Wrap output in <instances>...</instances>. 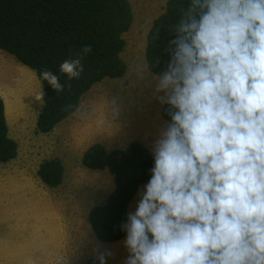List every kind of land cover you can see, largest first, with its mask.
<instances>
[{"label":"clouds","instance_id":"obj_1","mask_svg":"<svg viewBox=\"0 0 264 264\" xmlns=\"http://www.w3.org/2000/svg\"><path fill=\"white\" fill-rule=\"evenodd\" d=\"M173 33L153 76L171 120L123 225L125 264H264V0H188ZM92 51L59 73L79 80ZM40 76L65 92L60 75Z\"/></svg>","mask_w":264,"mask_h":264},{"label":"rangeland","instance_id":"obj_2","mask_svg":"<svg viewBox=\"0 0 264 264\" xmlns=\"http://www.w3.org/2000/svg\"><path fill=\"white\" fill-rule=\"evenodd\" d=\"M129 1L134 20L124 34L126 75L95 84L79 109L51 133L37 131L44 90L36 72L0 49V96L6 103L9 135L19 143L17 158L0 163V264H86L101 254L106 264H125V239L101 242L88 221L90 209L112 192L113 175L85 167L82 158L96 143L111 150L135 140L153 141L167 122L164 104L154 92L156 74L149 70L145 54L148 33L168 0ZM153 145L147 147L152 150ZM55 157L63 161L65 175L62 184L52 188L38 169Z\"/></svg>","mask_w":264,"mask_h":264},{"label":"trees","instance_id":"obj_3","mask_svg":"<svg viewBox=\"0 0 264 264\" xmlns=\"http://www.w3.org/2000/svg\"><path fill=\"white\" fill-rule=\"evenodd\" d=\"M187 3L188 0H168L165 12L154 20L148 33L146 61L156 75L166 67L169 54L165 48L174 38L173 26L179 23ZM133 20L129 0H0V49L33 69L43 85L44 105L37 121L39 133H51L72 116L95 84L126 75L128 64L122 57L127 45L124 34ZM87 45L93 51L83 61L81 78L68 81L59 73L60 64ZM44 68L61 76L66 85L64 93L57 94L42 80L40 73ZM68 104L74 107L64 110ZM168 108L163 105L162 116L170 122ZM18 152L17 141L9 135L6 103L0 96V163L16 159ZM82 161L87 168L107 169L114 176L112 192L104 203L90 209L88 221L99 241L118 242L126 237L123 225L127 223L132 202L151 178L152 150L138 140L114 150L96 143L85 151ZM38 174L46 185L56 188L64 180L65 165L57 157L46 159ZM86 264L100 261L90 258Z\"/></svg>","mask_w":264,"mask_h":264},{"label":"crops","instance_id":"obj_4","mask_svg":"<svg viewBox=\"0 0 264 264\" xmlns=\"http://www.w3.org/2000/svg\"><path fill=\"white\" fill-rule=\"evenodd\" d=\"M8 118V117H7ZM167 123V122H166ZM158 137H156V139H157ZM155 139V140H156ZM155 140H153V141H150V140H145V139H140L139 141H141L146 147H147V144L148 143H154L155 142ZM130 144V143H129ZM128 144V145H129ZM18 145H19V143H18ZM104 145V144H103ZM127 145V146H128ZM105 146V145H104ZM126 145L124 146V147H117V148H115V149H123V148H126L127 147ZM106 148H107V146H105ZM147 148H149V147H147ZM153 148V147H152ZM108 149V148H107ZM108 150H110V149H108ZM111 150H114V149H111ZM19 153V152H18ZM13 160H11V161H9V162H7L8 164H10L11 162H12ZM105 170H107V169H105ZM105 170H103V171H105ZM108 171V170H107ZM111 174V173H110ZM112 176V175H111ZM113 180H114V176H112V177H110V182H113ZM23 182H19L18 184H22ZM114 188V186L112 187V189ZM144 190V189H143ZM142 190V191H143ZM142 191H140L139 192V194H137V196H136V198H135V200L132 202V203H135V202H137V198H138V195L140 196L141 195V193H142ZM140 199H138V201H139ZM124 239H126V237L124 238ZM124 239H122V240H120V241H124ZM120 241H118V242H120ZM114 243H116V242H114ZM103 244V243H102ZM111 244V243H110ZM95 256V258H98L99 257V255H94Z\"/></svg>","mask_w":264,"mask_h":264},{"label":"bare ground","instance_id":"obj_5","mask_svg":"<svg viewBox=\"0 0 264 264\" xmlns=\"http://www.w3.org/2000/svg\"><path fill=\"white\" fill-rule=\"evenodd\" d=\"M26 84V83H25ZM61 157V156H60Z\"/></svg>","mask_w":264,"mask_h":264}]
</instances>
